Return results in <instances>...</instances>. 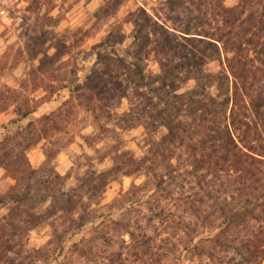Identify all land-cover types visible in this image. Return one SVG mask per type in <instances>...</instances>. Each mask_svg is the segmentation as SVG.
<instances>
[{
  "label": "trees",
  "instance_id": "trees-1",
  "mask_svg": "<svg viewBox=\"0 0 264 264\" xmlns=\"http://www.w3.org/2000/svg\"><path fill=\"white\" fill-rule=\"evenodd\" d=\"M119 3L107 0L97 17ZM159 9L132 13L129 57L115 46L125 39L115 25L97 52L105 66L58 87L70 88L107 130L124 102L122 127L142 128L138 152L111 144L102 157L108 165L71 183L49 160L35 166L27 157L37 137L62 129L70 98L39 115V127L28 101L0 125V168L10 179L0 181V209L8 210L0 213V264H166L189 255L205 264H263L264 0H161ZM149 56L155 71L145 69ZM119 175L140 181L122 193L117 212H100L92 205ZM101 216L129 234L122 249L104 254L94 238L75 239ZM44 222L48 241L27 247L25 233Z\"/></svg>",
  "mask_w": 264,
  "mask_h": 264
},
{
  "label": "rangeland",
  "instance_id": "rangeland-1",
  "mask_svg": "<svg viewBox=\"0 0 264 264\" xmlns=\"http://www.w3.org/2000/svg\"><path fill=\"white\" fill-rule=\"evenodd\" d=\"M106 1L0 0V89L5 92L0 100V125L17 116L28 104L36 108L35 115H32L35 126H41L39 115L51 113L60 108L64 100L71 99L70 88H58L61 84L70 82L73 87L76 82L83 81L92 68L105 66L99 58L97 59V52L105 49L102 41L107 32L115 25L119 27L125 39L115 46L121 54L129 57L127 52L133 44L132 13L140 5L146 6L149 10L153 8L160 10L161 0H119L117 7L111 9L106 16L98 18L97 11ZM226 2L235 3L236 0ZM62 39L67 46L65 50L59 51L56 49V42ZM45 53L49 57L45 56ZM143 64L148 71L157 69V62L153 56L144 59ZM38 84H41V87ZM46 85L49 86L45 87ZM8 86L15 87V91L9 90ZM25 101L28 103H24ZM69 107L67 108L70 110L69 113H66V107H63L64 110L60 109L63 112L62 129L48 135L46 139L37 137V141L36 139L33 141V145L27 151V157L32 165L37 166L47 159L63 174L69 175L68 182L74 183L79 173L108 165L109 162L102 157L104 149L109 145L112 147L111 144L139 151L142 128L134 126L123 128L124 123H121L123 121L118 117V114L124 111V102L113 110L115 129L108 130L103 128L104 118H96V115L81 104L77 97L70 100ZM5 134L0 132V140ZM9 180L4 170L0 168V181L7 183ZM134 181L139 182L140 179L135 175L117 176L107 184L99 198L100 204L92 206L99 208L100 212L112 210L114 213L118 210L116 207L121 205L122 193ZM7 211L6 208L0 209L1 214ZM131 212V216L140 218L142 215L140 210ZM47 222L25 233L27 247L36 248L48 241L51 230ZM83 235L88 239L94 238V245H97L99 252L104 254L122 249V246H126L130 241L129 234H122L120 226L104 216L96 221L93 228L86 229L75 239ZM106 237H111L110 244L104 241ZM73 256L76 261V253ZM189 256L175 260L170 257L165 262L205 264L204 258L201 259L202 257L197 255ZM262 262L264 264V257ZM75 264L81 263L77 261Z\"/></svg>",
  "mask_w": 264,
  "mask_h": 264
}]
</instances>
